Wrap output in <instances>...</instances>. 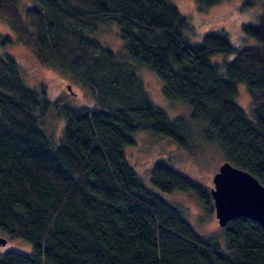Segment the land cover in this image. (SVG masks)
Wrapping results in <instances>:
<instances>
[{
  "label": "trees",
  "instance_id": "trees-1",
  "mask_svg": "<svg viewBox=\"0 0 264 264\" xmlns=\"http://www.w3.org/2000/svg\"><path fill=\"white\" fill-rule=\"evenodd\" d=\"M218 1L196 0L201 8ZM19 4L0 0V18L14 39L41 63L72 74L94 102L52 104L43 84L24 82L14 56L0 54V232L31 244L30 253H0V264H264L262 224L230 219L220 226L222 242L198 234L127 156L137 131L189 148V120L198 121L201 138L224 161L264 185V6L256 22L240 25L256 40L240 48L224 31L191 43L184 33L189 19L170 0ZM108 24L117 27L124 55L100 42L99 29ZM222 53L232 57L210 59ZM140 67L156 73L164 98L190 107L189 120L169 118L151 100ZM240 82L252 99L250 116L236 102ZM51 108L63 119L57 142L41 127ZM149 181L214 209L200 184L163 162L152 165Z\"/></svg>",
  "mask_w": 264,
  "mask_h": 264
},
{
  "label": "rangeland",
  "instance_id": "rangeland-1",
  "mask_svg": "<svg viewBox=\"0 0 264 264\" xmlns=\"http://www.w3.org/2000/svg\"><path fill=\"white\" fill-rule=\"evenodd\" d=\"M176 4L181 13L185 14L190 27L184 30L191 43L199 42L206 32H227L229 42L237 47L250 46L256 40L244 34L240 25L245 22H256L263 11L262 0H219L207 8H201L196 0H170ZM29 0H20V7ZM23 13V8L19 9ZM5 37L13 39L2 42ZM99 40L113 51L124 55L123 41L118 37L117 27L113 24L104 25L99 29ZM9 53L16 59L24 82L29 86L44 85L47 97L52 102L65 103L71 106H91L94 96L72 74L62 71L56 66L41 63L28 47L17 42L14 34L4 19L0 18V54ZM232 54H216L210 56L212 61L230 59ZM143 86L149 96L169 118L184 116L190 119V107L178 100H169L161 93V81L156 73L149 68H138ZM70 85L72 92L67 88ZM236 102L244 108L248 116L252 109V99L245 83L236 85ZM63 119L56 109L51 108L41 117V127L54 141L59 140ZM202 122L190 121L191 137L189 148L183 147L162 134H152L147 131H137L134 135V145L127 148V156L144 180L163 199L180 207L185 219L192 228L202 236L217 235L220 242L221 229L215 217L214 209L208 213L204 204L189 192L173 190L162 192L150 184V169L155 162H163L171 168L181 171L192 181L200 184L209 194L213 186L212 177L218 166L224 161L221 151L214 143H207L201 138ZM212 200V199H211ZM0 237L6 238L5 244H0V253L16 250L23 253L31 252V244L18 237L10 238L0 232Z\"/></svg>",
  "mask_w": 264,
  "mask_h": 264
},
{
  "label": "water",
  "instance_id": "water-1",
  "mask_svg": "<svg viewBox=\"0 0 264 264\" xmlns=\"http://www.w3.org/2000/svg\"><path fill=\"white\" fill-rule=\"evenodd\" d=\"M67 88L71 90L70 85ZM210 196L218 224L239 216L252 219L264 226V185L253 174L229 161H224L212 177ZM6 238L0 237V244Z\"/></svg>",
  "mask_w": 264,
  "mask_h": 264
}]
</instances>
